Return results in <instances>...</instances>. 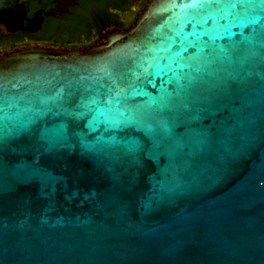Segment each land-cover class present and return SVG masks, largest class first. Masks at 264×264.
<instances>
[{"label": "water", "instance_id": "1", "mask_svg": "<svg viewBox=\"0 0 264 264\" xmlns=\"http://www.w3.org/2000/svg\"><path fill=\"white\" fill-rule=\"evenodd\" d=\"M0 264H264V0L0 55Z\"/></svg>", "mask_w": 264, "mask_h": 264}, {"label": "trees", "instance_id": "2", "mask_svg": "<svg viewBox=\"0 0 264 264\" xmlns=\"http://www.w3.org/2000/svg\"><path fill=\"white\" fill-rule=\"evenodd\" d=\"M150 0H80L72 15L49 22L37 41L67 50L90 49L131 29Z\"/></svg>", "mask_w": 264, "mask_h": 264}, {"label": "flooded vegetation", "instance_id": "3", "mask_svg": "<svg viewBox=\"0 0 264 264\" xmlns=\"http://www.w3.org/2000/svg\"><path fill=\"white\" fill-rule=\"evenodd\" d=\"M80 0H31L25 4L20 22L0 20V55L32 46H48L37 41L44 27L72 15ZM18 29H10L13 27Z\"/></svg>", "mask_w": 264, "mask_h": 264}]
</instances>
